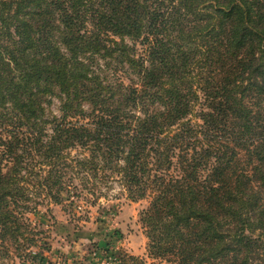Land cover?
<instances>
[{
  "label": "trees",
  "instance_id": "obj_1",
  "mask_svg": "<svg viewBox=\"0 0 264 264\" xmlns=\"http://www.w3.org/2000/svg\"><path fill=\"white\" fill-rule=\"evenodd\" d=\"M113 177L149 259L264 264V0H0V247Z\"/></svg>",
  "mask_w": 264,
  "mask_h": 264
},
{
  "label": "rangeland",
  "instance_id": "obj_2",
  "mask_svg": "<svg viewBox=\"0 0 264 264\" xmlns=\"http://www.w3.org/2000/svg\"><path fill=\"white\" fill-rule=\"evenodd\" d=\"M137 51L141 54L142 47L137 45ZM110 77L128 83L122 72ZM47 114H56V102ZM78 179L73 182L76 190L72 185L69 195L63 192L61 203L40 197L36 212L27 215L35 231L28 237L34 243L20 238L16 245L0 247V264H115L120 252L159 264L148 258L139 219L148 200H131L116 177L107 182L90 179L86 185Z\"/></svg>",
  "mask_w": 264,
  "mask_h": 264
}]
</instances>
